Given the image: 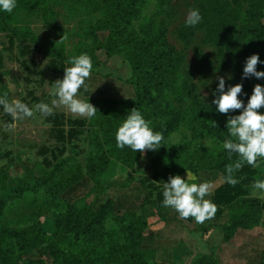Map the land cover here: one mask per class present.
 Segmentation results:
<instances>
[{"label":"rangeland","instance_id":"1","mask_svg":"<svg viewBox=\"0 0 264 264\" xmlns=\"http://www.w3.org/2000/svg\"><path fill=\"white\" fill-rule=\"evenodd\" d=\"M205 1L145 0L139 20L121 17L123 11L133 10L127 0L117 4L113 0H17L11 13L0 10V96L7 94L9 100L20 99L29 107L51 104L52 83L63 77L51 71L50 61L65 69L71 66L70 58L88 54L93 70L86 81L88 90L81 89L79 96L98 109L91 119L64 108L46 118L37 113L19 121L15 131H6L3 125L12 118L0 106V264L11 263L13 255L29 243L34 246L36 238L45 248L39 264H70L73 255L82 264H254L262 254L264 259V194L254 195L252 187L256 180H264V163L259 168L250 166L254 174L242 185L244 195L231 205L218 206L215 217L204 224L192 217L183 220L174 209L156 203L168 177L180 175L186 180L187 172L197 177L189 183L213 184L205 197L212 201L214 191L226 183V172L216 165L225 158L228 164L236 161L222 147L229 138L227 116L216 111L212 100L217 77H224L228 86L243 70L237 58L241 50L230 46L221 51L214 39L205 47L201 39L206 27L216 33L221 23L229 31L237 28L234 40L243 37L240 27L247 7L259 9L260 4L229 0L230 6H223L220 0H211L208 14ZM190 9H198L203 17L194 27L185 23ZM157 13L169 23L166 30L162 28L163 36L183 59L185 70L174 76L149 109L148 100L137 95L134 85L140 83V73L126 57L139 51L143 37L155 32L152 29L160 22ZM256 14L260 21L253 18L255 29L248 34L255 38L257 28L264 30V17ZM191 31H195L192 43L186 45L180 33L189 36ZM247 51L264 61L263 48L251 44ZM257 70L264 71V63ZM256 84L264 86V79L255 78ZM122 102L141 105L128 108ZM133 108L151 121L154 131L163 133L159 150L142 155L127 146L117 148L116 132ZM259 111L264 114V108ZM104 115L110 124L102 122ZM56 123L75 135L59 140ZM82 178L87 181L86 191L79 188V199L66 203L62 191ZM118 198L126 204L105 217L101 242L105 247H99L100 233L89 232L98 211L96 201L115 203ZM76 212L82 213L83 229L77 242L73 235L61 232L59 224L60 213ZM242 217H246L243 226L234 225ZM62 224L71 225L66 219ZM32 227L36 231L29 230ZM5 230L25 232V236L16 240Z\"/></svg>","mask_w":264,"mask_h":264},{"label":"clouds","instance_id":"2","mask_svg":"<svg viewBox=\"0 0 264 264\" xmlns=\"http://www.w3.org/2000/svg\"><path fill=\"white\" fill-rule=\"evenodd\" d=\"M17 6V0H0V10L11 13ZM198 9H190L186 16L187 26H196L202 21ZM64 39V37L62 38ZM70 67L64 69L63 79L56 80L53 84L52 95L55 97L51 104L40 102L29 107L20 99L9 100L7 94L0 96V106L3 111L11 116L12 122L3 125L6 131H15L19 121L27 118H35L37 113L42 118L54 114L56 109L64 108L71 114L81 118H93L98 109L89 100L80 98L79 92L88 90L86 81L90 78L93 70V62L88 54H80L69 59ZM264 63L258 54H253L246 59L243 68L242 79L255 77L257 80L264 79V71H258L259 64ZM218 86L214 93L215 99L212 104L216 111L227 116L226 128L229 138L223 141V149L227 151L231 160L233 154L238 159L234 163L226 165L224 181L231 186L239 183L234 174L245 164L253 167H261L264 163V114L259 110L264 108V86L256 84L252 95L245 105L239 97L246 95L243 92V84L228 85L224 77H217ZM231 79V77H229ZM11 86V85H10ZM203 100L207 99L205 93ZM239 111V115L230 113ZM214 126L217 125L212 122ZM164 136L162 132L154 131L151 121L144 118L136 108L131 109L127 117L116 132V146L123 150L125 146L142 155L146 151H157L162 147ZM197 177L187 172V179L180 175L168 177V182L163 184V206L174 209L179 217L187 220L194 218L197 224L213 219L218 211V206L209 196L213 188L211 182L189 183L196 181ZM254 195L264 194V180H256L253 185Z\"/></svg>","mask_w":264,"mask_h":264},{"label":"trees","instance_id":"3","mask_svg":"<svg viewBox=\"0 0 264 264\" xmlns=\"http://www.w3.org/2000/svg\"><path fill=\"white\" fill-rule=\"evenodd\" d=\"M110 1V0H106ZM123 2L126 0H113V3L117 4L119 2ZM145 0H127L128 5L132 8L129 13L123 11L121 17L123 18H133L134 20L141 19V12H142V6L144 5ZM251 1V0H249ZM233 2V1H232ZM260 4V8L252 9L250 7H247V12L244 15L242 25L240 27V31L242 30L243 37L239 38L237 37L234 40L233 33H236L237 28L233 26V30L231 29L229 31V27L226 26L225 23H221L220 28L217 30L218 32L212 33L207 30V27L205 28V34L202 36V44L203 46L209 47L210 46V40L214 39L217 42V45L221 51L226 50L228 47H236L239 46L241 53L237 56L239 60H242L243 65L245 66L246 59L253 55V53L247 51L249 46L251 44H254L255 48L264 49V30L261 28H257L255 31L256 35L257 32L260 30L258 36L255 38L252 34L248 35L250 33L249 29H255L256 21L253 20L256 19L258 21L259 18L257 17L256 13H259L258 16L264 17V0H258L257 1ZM211 0H206L204 4V9L208 10V14H210L211 9ZM220 3L224 6H230L231 3H229V0H220ZM128 7V8H130ZM215 6L213 9H216ZM250 10L253 13H250ZM230 16V15H228ZM157 18H160V22H158L152 29V31H155L154 33H150L149 37H143L141 40V46L139 51L131 54L130 56L126 57L127 62L130 66H132L135 70L139 71L140 73V83L138 81L134 82V85L137 90V95L139 97H142L145 100H148L146 107L149 109L153 106L154 103L160 100V94L168 89V87L171 85V82L173 81V78L175 75L184 72L185 68L183 66V59L176 55V52L173 51L172 47L167 44L164 38V33L162 32V28L166 30V27L169 26V23H165L161 19V14L157 13ZM167 21V20H166ZM195 31H191L190 35L188 34H181V38H183V42L187 44L192 43L193 35ZM230 32V36L228 37V33ZM173 52L175 54V58ZM262 52V50H261ZM262 54V53H260ZM263 55V54H262ZM54 61H50V67L51 71L58 77H63V65L60 66L61 69L56 67L54 65ZM237 77L233 79L234 83L230 84L232 86H235L238 83L244 84L245 87L243 89V92L246 93V95H242L239 98L242 99L245 103V105L248 102V98L252 95L253 88L255 86V78L251 77L248 79H242L243 70L240 71L238 74H236ZM246 81V82H244ZM163 88V89H162ZM227 88V86H226ZM121 105H125L128 108H132L138 105H141L140 102L132 103V102H122ZM144 106V105H143ZM102 119V117H101ZM106 121L108 124H110L112 121L109 120L105 115L102 119V122ZM174 120H171V123ZM78 126L82 127L83 123L78 121ZM74 122V123H78ZM100 122L99 124H102ZM10 123V120L7 122ZM60 126V123H56V127L54 128H60L59 130V140H69L75 135V131L68 130L67 132L62 129ZM228 157V156H227ZM237 156H232L231 160H237ZM228 163L226 162V158L224 161H220L219 165H216V168L220 171H225V167ZM226 172V171H225ZM236 174V176H235ZM234 174L235 178H241L239 183H237L235 186H231L228 183H225L223 186H220L218 189L214 191V194L212 196V201L217 206H228L234 203L240 196L244 195V190L242 188L243 184H246L252 174H254L253 171H251L249 165L243 166L239 171H237ZM84 188L85 191L87 189V181L85 179H79L70 186H68L65 190L62 191L61 197L66 203H72L79 199L77 197V190L79 188ZM23 190H21L22 192ZM18 197L21 196V194H17ZM122 200V201H121ZM121 200L118 198V200L113 203L111 199H106L105 201L98 199L96 202L98 204V211L92 216L93 219L90 223L89 232H92V230H96L100 233V236L97 238V242L99 244V247L104 248L105 243L103 242V238L105 241V236L103 235V221L105 220V217L110 212L119 211L121 208H123L126 204V201L121 198ZM163 190L158 193L156 196V203L158 206L163 205ZM100 204V205H99ZM129 213V212H126ZM81 212H76L68 215H64L63 213H60L59 215V224L62 225L60 228V231L64 234H70L73 235L74 240L77 242L80 240L81 231L83 230L81 227V220L80 215ZM246 217H242V221L240 223L234 224L235 219H233L234 225H242ZM63 219H66L68 223L71 225H65L63 223ZM239 220V218H238ZM250 219L248 218V222ZM67 226H70V229L67 228ZM33 228V227H32ZM68 230H67V229ZM32 231H36L33 229H29ZM6 234L8 233L9 236L15 238L16 240L20 239V236H25V232H11L9 230H5ZM93 237V236H92ZM94 238V237H93ZM38 239L33 242L34 246L29 243L25 247L21 249V253L18 252L17 254L13 255L12 262L9 264H31L36 263L39 264L41 261V255L42 250L45 249L44 246L40 245L38 243ZM258 260L255 258L254 264H264L263 254ZM70 264H82V261L80 260V257L73 255L72 263Z\"/></svg>","mask_w":264,"mask_h":264}]
</instances>
